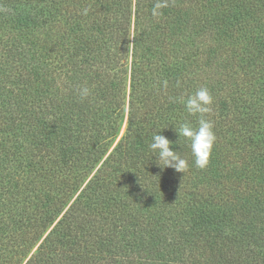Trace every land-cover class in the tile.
<instances>
[{
  "label": "trees",
  "instance_id": "trees-1",
  "mask_svg": "<svg viewBox=\"0 0 264 264\" xmlns=\"http://www.w3.org/2000/svg\"><path fill=\"white\" fill-rule=\"evenodd\" d=\"M155 2L0 0V264H264V0ZM201 87L205 170L176 132Z\"/></svg>",
  "mask_w": 264,
  "mask_h": 264
},
{
  "label": "clouds",
  "instance_id": "clouds-1",
  "mask_svg": "<svg viewBox=\"0 0 264 264\" xmlns=\"http://www.w3.org/2000/svg\"><path fill=\"white\" fill-rule=\"evenodd\" d=\"M168 6V0H156L151 10L152 17L159 18L162 15V10ZM164 86L167 88V81ZM177 86H179V82ZM77 93L81 99H86L91 95V90L88 87H80L77 89ZM181 102L190 115L198 117V122L196 126L188 122L182 123L179 128H176V132L180 139L183 138L189 142L188 147L194 158L195 167L205 170L210 165L217 140L214 125L206 118L212 110L214 98L207 87H201L194 94L182 98ZM161 131L152 136L149 144L156 163L162 169L173 168L175 171L185 174L190 167L188 160L182 157L177 150H173V145L177 142L169 140L161 134Z\"/></svg>",
  "mask_w": 264,
  "mask_h": 264
},
{
  "label": "rangeland",
  "instance_id": "rangeland-1",
  "mask_svg": "<svg viewBox=\"0 0 264 264\" xmlns=\"http://www.w3.org/2000/svg\"><path fill=\"white\" fill-rule=\"evenodd\" d=\"M127 120H128V109L126 108V111H125V117H124V120H123V124H122V128H121V131H120V134H119V137L117 139V143L120 141V139L124 136L125 132H126V128H127ZM116 145V144H115Z\"/></svg>",
  "mask_w": 264,
  "mask_h": 264
}]
</instances>
